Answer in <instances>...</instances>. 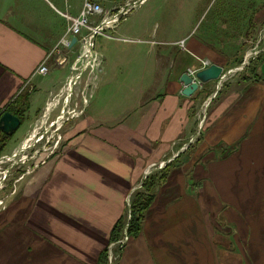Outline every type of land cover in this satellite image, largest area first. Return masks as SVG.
<instances>
[{
    "label": "crops",
    "instance_id": "obj_1",
    "mask_svg": "<svg viewBox=\"0 0 264 264\" xmlns=\"http://www.w3.org/2000/svg\"><path fill=\"white\" fill-rule=\"evenodd\" d=\"M190 9L177 10L158 27L139 17L117 25L124 40L108 39L115 51L103 58L99 78L107 109L78 122L69 150L41 169L45 182L25 187L23 207L13 202L0 211V264H46L49 256L51 264H95L131 189L147 167L165 162L174 142L193 136L199 102L213 96L218 100L197 153L211 147L217 158L170 168L120 264H264V58L228 84L223 78L218 90L211 81L182 95V74L202 68L203 61L225 72L233 61L211 53L192 34L201 16L189 21ZM63 15L48 0H0V118L11 114L5 109L20 93L28 94L26 118L48 98L55 83L34 73L62 46ZM125 34L138 36L147 49L124 45ZM119 49L126 51L119 55ZM125 61L127 72L120 69ZM21 207L32 210L23 225L16 220ZM22 240L35 260L19 258Z\"/></svg>",
    "mask_w": 264,
    "mask_h": 264
},
{
    "label": "rangeland",
    "instance_id": "obj_2",
    "mask_svg": "<svg viewBox=\"0 0 264 264\" xmlns=\"http://www.w3.org/2000/svg\"><path fill=\"white\" fill-rule=\"evenodd\" d=\"M48 1L56 10L64 13L63 17L65 21L63 20V25L66 23V29L64 38L60 41V44L65 48L73 47L74 49L68 51L60 45L56 46L42 61L46 62L47 72L45 74H40L37 71L34 73L49 78L55 84L51 86L52 89L49 91L48 98L44 99L43 97V101L39 104L37 109H35L29 117L27 116L28 118H26L21 126L20 124L18 125V130L16 129L12 134H8L12 135L11 140L0 155V211L2 213H5L10 207L9 205H13V202L23 207V200L20 199V197L23 196L25 187H29L30 184L31 187L37 189L41 179L43 178L44 180V176H46L41 169L59 160L62 154L69 150L72 143V135L70 133L78 122L85 120L87 115L93 118L95 113L107 109L106 104L103 105L102 88L99 78L104 66L103 58L106 59L110 57L112 50L115 51L112 47L115 42L111 40H124L122 39L124 37H119L120 35L114 31L119 23L124 27L134 22V20L139 17V20L150 21L158 27L162 26V22L165 18L170 17L174 19V15L177 17V10L181 11V9H183L184 11L188 7L193 6V9H190L192 14L189 21H194L195 23L199 16L201 17L193 28L192 34H195L196 38L198 37L202 42H205L211 53L222 56L225 59L233 58V61L226 66V71L222 72V75L226 73V76H222L225 78L223 85L226 83L228 84L236 75L244 72L246 68L252 67L255 61L264 58V0H146L141 5H136L132 8L113 30H103L102 34L93 35L91 45L88 46L93 54L91 63L87 62L89 58L85 55L87 47H85L83 43L80 44L76 39V43L71 46L70 39L74 37L69 34L68 30L71 19H77L79 17L83 0L82 2L81 0ZM125 1L126 0H106L102 4L104 12L108 11L109 13H114L116 8H118L117 6L124 4ZM66 2L70 8L65 6ZM80 3L81 8L78 15L75 17L70 16L69 14L72 15L77 10ZM101 19L102 16L91 17L89 19L90 26L95 27L99 25ZM151 28H153V25H151ZM89 33L91 32H88L86 29L83 30V35H88ZM125 35L127 41H124V45H129L130 43L143 46L147 49L148 45L146 46L145 44L137 42L136 38L138 36L133 34ZM108 39L111 40L109 41ZM63 41H66L65 44ZM177 44L181 49H184V41L178 42ZM156 45L159 48L162 46V44L159 43ZM119 51V55H121L126 50L119 49ZM143 59V55L138 56L136 64L138 65L139 60L142 61ZM203 63H205V66H203ZM233 64H235L234 67H229ZM63 65H65V70L59 68ZM207 66H209V64L203 61L202 68ZM129 67L127 61H125L123 67L120 69L126 71ZM59 71L61 73H59ZM196 71L197 70H195V72ZM222 79L217 83V89L215 88L214 90L219 89ZM69 81H72L70 90ZM221 87L220 89L223 90L225 86H223V88ZM218 92H220V90ZM67 93L69 95H67ZM216 97L217 96H213V99L203 102V98L200 100L199 107H197L199 115V119H197L198 126H196V131L193 136L186 141L180 142V145L174 142L172 145L174 151H172L169 156L167 155L165 162L161 161V163H156L155 165L153 164L147 167L139 185L131 189L129 195L125 199V209L119 217L125 219L122 236H120L117 241L111 243L109 242V233L106 240L107 264H120L124 250L127 247L126 245L134 239L129 238L127 235L130 198L135 191L141 189L145 178L148 176L160 175L164 167L173 161L175 162L173 166L180 163L182 164L184 161H192L194 164L198 163L202 165L210 158H217V152H213L211 147L208 150H202L201 154L197 153L199 145L205 137V131L207 130V116L218 100L215 99ZM112 99L114 100L115 98ZM116 102L118 101L114 100L112 104ZM48 104H50V106L47 111ZM102 105L103 107L105 106L104 109ZM84 125L86 126L87 124L84 123ZM22 144L29 146L13 157L15 152L20 150ZM36 196V192L30 195V197H32L31 199L34 200ZM29 201L30 200L27 202ZM24 206L26 207L27 203ZM28 209L29 205L27 206V210ZM31 211L25 212V209L23 210L22 208V212L16 216V220H20V223L23 225L26 216L24 214H27L29 219V213ZM136 238L137 237H135V239ZM20 244L16 246L20 248L19 258L25 260L31 257L35 260L33 256L34 252L31 251L26 253L27 251L24 249L27 248V240H22ZM44 246H46V244H44ZM21 249L24 252H21ZM49 257L47 258L48 261H46V264L52 263ZM45 260L46 259L42 257V261ZM35 263V261L27 262V264Z\"/></svg>",
    "mask_w": 264,
    "mask_h": 264
},
{
    "label": "trees",
    "instance_id": "obj_3",
    "mask_svg": "<svg viewBox=\"0 0 264 264\" xmlns=\"http://www.w3.org/2000/svg\"><path fill=\"white\" fill-rule=\"evenodd\" d=\"M5 110L17 117L21 126L26 120V112L28 111V94L26 92L20 93L16 99L6 107ZM11 137L12 135H8L0 130V155L8 145ZM174 163V161L168 163L162 172H160V175L148 176L145 178L141 189L135 191L131 196L129 220L127 222V235L129 238L132 239L139 235L142 228L144 213L153 201L154 192L156 188L165 181L170 168L174 167ZM124 224V218H119L113 224L110 230L109 242H115L120 238V236H122ZM95 264H107L106 247L99 253Z\"/></svg>",
    "mask_w": 264,
    "mask_h": 264
},
{
    "label": "built area",
    "instance_id": "obj_4",
    "mask_svg": "<svg viewBox=\"0 0 264 264\" xmlns=\"http://www.w3.org/2000/svg\"><path fill=\"white\" fill-rule=\"evenodd\" d=\"M105 1L106 0H83L79 17L77 19H71V24L68 29L69 34L76 38L77 42L80 44L83 43L87 48L91 45L93 35L102 34L103 30H113L132 8L136 5H141L146 0H126L124 4L117 6L118 8H116L114 13H109L108 11L104 12L102 4ZM94 16H102V19L99 25L91 27L89 19ZM85 29L91 33L83 35V30ZM65 42L66 41H63L64 44ZM203 66H205V63H203ZM37 72L45 74L47 69L45 66L41 65ZM188 74L193 77L195 71H188Z\"/></svg>",
    "mask_w": 264,
    "mask_h": 264
},
{
    "label": "water",
    "instance_id": "obj_5",
    "mask_svg": "<svg viewBox=\"0 0 264 264\" xmlns=\"http://www.w3.org/2000/svg\"><path fill=\"white\" fill-rule=\"evenodd\" d=\"M76 43V38H72L71 46ZM223 69L220 66L215 64H210L207 67L199 69L195 72L194 76H189L188 73H184L180 77V82L183 86L181 94L184 96H191L197 88H199L202 84L216 81L217 83L223 78L222 76H226V73L222 75ZM19 125V120L11 115L4 114L0 118V130L4 133L11 134Z\"/></svg>",
    "mask_w": 264,
    "mask_h": 264
},
{
    "label": "bare ground",
    "instance_id": "obj_6",
    "mask_svg": "<svg viewBox=\"0 0 264 264\" xmlns=\"http://www.w3.org/2000/svg\"><path fill=\"white\" fill-rule=\"evenodd\" d=\"M263 37V36H262ZM85 55H87L89 58L87 59V62H90L91 63V61H92V59H93V54L91 53V50H90V48H87V52H86V54ZM84 55V56H85ZM83 56V57H84ZM86 62V63H87ZM41 65H43V66H45L46 67V65L44 64V62L43 63H41L40 65H39V67L41 66ZM38 67V68H39ZM38 68H37V70H38ZM46 69H47V67H46ZM36 70V71H37ZM70 82V81H69ZM71 84H72V81L70 82V85H69V90L71 89ZM65 89V88H64ZM70 92V91H69ZM62 94H63V92H62ZM61 95V94H60ZM67 95H69L68 93H67ZM67 97H69V96H67ZM56 99V98H55ZM59 100V99H58ZM56 101V100H55ZM54 104V103H53ZM205 105V104H204ZM49 106H50V104H48L47 105V107H48V109H47V111L49 110ZM54 106V105H53ZM56 107V106H55ZM54 107V108H55ZM66 111V110H65ZM69 113V112H68ZM64 116V115H63ZM43 118V117H42ZM44 119V118H43ZM60 119V118H59ZM64 120V119H63ZM60 124V123H59ZM200 126V125H199ZM36 128V127H35ZM34 128V129H35ZM37 129V128H36ZM14 132V131H13ZM12 132V133H13ZM11 133V134H12ZM32 133V132H31ZM6 134H9V133H6ZM54 134V133H53ZM29 137H30V135H29ZM32 138V137H31ZM29 140H30V138H29ZM32 141V140H31ZM33 142V141H32ZM29 145H26V144H22V146L20 147V150L19 151H16L15 152V154L13 155V157H15L16 155H17V153H19V152H21V151H23L26 147H28ZM6 159V158H5ZM8 159H10V158H8ZM7 161V160H6ZM5 163V162H4ZM161 166V165H160ZM7 170H9V169H7ZM3 175V174H2Z\"/></svg>",
    "mask_w": 264,
    "mask_h": 264
}]
</instances>
